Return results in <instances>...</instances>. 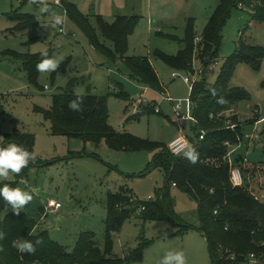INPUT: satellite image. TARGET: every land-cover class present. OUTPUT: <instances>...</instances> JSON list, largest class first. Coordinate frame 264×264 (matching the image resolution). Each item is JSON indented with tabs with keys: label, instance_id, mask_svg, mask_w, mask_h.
<instances>
[{
	"label": "rangeland",
	"instance_id": "obj_1",
	"mask_svg": "<svg viewBox=\"0 0 264 264\" xmlns=\"http://www.w3.org/2000/svg\"><path fill=\"white\" fill-rule=\"evenodd\" d=\"M68 1L77 3L79 10L94 25H97L98 14L108 22H113L117 15H140L129 37L128 55L148 56L165 92L162 94L146 88L131 75L123 59L110 60L97 50L69 14H66L65 20L66 33H59L57 25L51 23L54 17L65 16V9L58 0H43L39 4L33 0H0V140L3 141L4 134L15 127L36 137L33 156L43 163L31 167L27 176L18 183L19 189L33 195L21 211L37 220L36 229L47 230L52 239L69 250L74 248L82 232L93 231L98 246L103 248L109 191H116L125 185L140 200H150L164 187L165 171L154 167L145 173L155 152L115 150L109 147L106 140L96 144L79 138L52 135L50 121L44 119L35 107L49 108L53 95L74 79L76 94L109 96V122L118 131L168 142L174 134H178L180 124L182 134L195 137L191 120H181L179 124L173 121L175 106L169 100L178 102L191 96V86L185 81L188 72L171 68L156 56L155 51L176 55L183 47L180 39L185 36L189 18L196 21L195 36L202 37L207 19L213 15L220 0ZM14 10L35 15L39 24L23 32L12 31L15 22L6 13ZM250 12L248 7L235 6L232 9L223 30L220 63L210 72L212 83L219 75L223 60L235 52L241 39L264 47V23L252 20ZM200 42L195 40V71L202 65L199 59ZM41 48H47L50 57L63 59L61 64L66 62V69L58 72L55 79L51 78L52 72H40L38 83L44 87L42 89L30 83L22 60L9 53L10 50L38 53ZM174 72L179 73L177 77H173ZM231 82L234 86L245 88L251 95L250 99L239 102L240 110L249 113L259 104L262 120L255 130L264 133V59L259 69L246 62L239 63ZM122 89L130 94L129 100L116 95ZM156 108H160V113ZM149 109H153L154 113L147 114ZM185 109L184 104L182 111L185 112ZM234 113L237 112L229 110L226 114L230 117ZM256 113L249 114L254 118ZM73 152L95 153L98 157H70ZM257 154L264 157V149L257 150ZM46 161L48 163L44 164ZM256 164L264 175V160ZM15 176L16 173L10 171L6 180H13ZM253 185V192L264 200V184L258 186V181H255ZM171 194L176 213L185 222L197 227V203L178 187L172 186ZM48 202H60L62 206L48 212L45 209ZM178 228L179 225L170 219L144 221L136 213L124 223L120 232L114 234V254L122 257L128 248L150 240L141 264H160L168 251H183L186 264H213L205 234L193 228L179 234L176 233ZM236 264L258 263L251 256L248 263Z\"/></svg>",
	"mask_w": 264,
	"mask_h": 264
},
{
	"label": "trees",
	"instance_id": "obj_2",
	"mask_svg": "<svg viewBox=\"0 0 264 264\" xmlns=\"http://www.w3.org/2000/svg\"><path fill=\"white\" fill-rule=\"evenodd\" d=\"M240 3L250 7L252 0H220L213 15L208 19L200 40L199 59L203 66L207 67L211 62L220 60L219 49L224 26L232 9ZM61 4L97 50L110 60L123 59L131 75L142 85L165 92L150 58L128 55L129 37L134 32L140 15H117L113 22H108L98 14L97 25H94L79 10L76 3L61 0ZM6 15L15 22L12 31L23 32L39 24L33 14L14 10ZM250 16L252 20L264 23V0H258L252 6ZM195 23L194 18L187 20L185 36L180 39L183 47L176 55L156 50V56L173 69L194 72L197 48ZM9 53L22 60L30 83L40 89L44 88L38 83L40 72L36 69V65L44 57H41L39 52L21 53L10 50ZM263 59L264 47L249 44L241 39L235 52L223 60L214 83L210 81V71L206 69L195 82L191 90L192 114L196 120L193 124L195 137H188L193 145L191 150L198 153V161L195 164H192L186 155L173 154L168 144L143 139L128 131L116 130L109 122V96L76 94L73 90L74 79L66 88L53 95L49 108L36 106L35 110L50 121L52 135L79 138L84 142L96 144L106 140L109 147L115 150L155 152L153 161L145 173L154 167H161L165 171L166 181H169L167 187L164 185L159 189L155 198L147 201L137 198L132 189L125 185L116 191H109L103 248L98 246L95 232L84 231L79 235L74 248L69 250L52 239L47 230L38 231L35 218L23 211L17 214L0 197V231L5 233L4 239L0 240V264H141L145 249L151 244L150 240L142 241L137 247L128 248L122 257L115 255L113 251L114 234L120 232L124 223L136 213H139L144 221L170 219L179 225L176 232L179 234L195 227L176 213L171 194L172 186L180 188L197 203L199 225L195 228L205 234L213 264L248 263L251 256L258 264H264V200L251 190L247 177L243 185L232 183L231 164L224 159L232 146L239 144L243 139V124L246 123L242 122L237 114L229 117L226 113L240 101L251 98L245 88L232 85L234 71L242 62L259 69ZM65 69L66 62L52 72L51 78L55 79L56 74ZM77 95L84 97L82 112H73L68 107L69 102L76 99ZM116 95L125 100L130 99V94L124 89ZM146 113H154V110L149 109ZM200 135L204 137L200 138ZM3 138L0 145L16 143L33 155L36 144L34 134L15 127L13 131L4 134ZM90 155L98 157L95 153L86 152H73L70 157ZM41 163L43 162L36 158L34 161L30 159L29 164L16 174L15 179L0 181V187L7 185L18 188L19 180L27 176L29 169ZM47 163L46 161L44 164ZM234 164L246 172L245 157H235ZM254 170L256 172L258 168L254 167ZM19 237L33 242L41 239L43 243L36 245L34 253H20L12 247V241Z\"/></svg>",
	"mask_w": 264,
	"mask_h": 264
},
{
	"label": "clouds",
	"instance_id": "obj_3",
	"mask_svg": "<svg viewBox=\"0 0 264 264\" xmlns=\"http://www.w3.org/2000/svg\"><path fill=\"white\" fill-rule=\"evenodd\" d=\"M33 2L39 4L43 0H33ZM61 22L60 17H54L51 23L55 26ZM39 54L41 57H44L36 65L37 71L41 73L55 72L63 61L61 58L50 57L47 48H41ZM83 101V95H77L76 99L69 102L68 107L73 112H82ZM220 102L223 103V100ZM185 155L192 164L197 163L198 153L195 150H189ZM30 159L34 161L35 156L15 143H10L6 147H0V180L8 179L10 171L19 174L29 164ZM0 197L17 214L33 199V195L30 192L22 191L19 188H11L7 185L0 187ZM4 237L5 233L0 231V240H3ZM42 243L43 241L41 239H36L33 242L30 239L19 237L12 241V247L20 253H34L36 251V245ZM160 264H186V257L183 251H168L162 257Z\"/></svg>",
	"mask_w": 264,
	"mask_h": 264
},
{
	"label": "built area",
	"instance_id": "obj_4",
	"mask_svg": "<svg viewBox=\"0 0 264 264\" xmlns=\"http://www.w3.org/2000/svg\"><path fill=\"white\" fill-rule=\"evenodd\" d=\"M258 0H252V3L250 5V7L248 5H246L245 3H240L239 6L244 8V7H248L250 8V10L252 9V6L257 2ZM58 2L61 4L60 0H58ZM62 5V4H61ZM67 12L65 10V16L63 18H61L62 22L57 25L58 27V31L61 34H65L66 33V25H65V20H66V15ZM197 41L201 40V37H197L196 38ZM218 63H220V60H216L214 62H211L210 64L207 65V67L201 65V67L198 70H194V72L192 73H188V75L185 77V81L187 83L190 84L191 86V90L195 84V82L199 79V77L201 76V74L203 73V70H208V71H212L216 68V66L218 65ZM178 72H174L173 73V77H177L178 76ZM146 88L151 89L150 87L146 86ZM160 93H164V92H160ZM143 94V93H142ZM165 95V94H164ZM175 106V120L176 121H180V120H191L193 123L196 122L195 118L193 117L192 114V100H191V96L186 98L183 101H174L171 98L169 99ZM184 104L186 106L185 112L182 111ZM157 112H160V108H156ZM253 135L252 134H244V137H249L251 138ZM203 135H200V138H203ZM243 137V138H244ZM169 150L175 154V155H185L189 150L192 149L193 145L192 142L190 141V139L188 138V136L180 133L177 137H175L169 144H168ZM232 150H230L228 152V154L225 156V160H227L230 164H231V181L234 185H243L244 181H245V173L242 170V168L240 166H236L234 164V158L232 157ZM61 203L60 202H48L45 206L46 211H51V210H57L61 207ZM217 213V212H216ZM253 257V256H252Z\"/></svg>",
	"mask_w": 264,
	"mask_h": 264
},
{
	"label": "crops",
	"instance_id": "obj_5",
	"mask_svg": "<svg viewBox=\"0 0 264 264\" xmlns=\"http://www.w3.org/2000/svg\"><path fill=\"white\" fill-rule=\"evenodd\" d=\"M208 19H207V21H208ZM254 108H255V110L252 109V111L249 112V113H252L253 111H257L256 116L254 118L247 111L240 110L239 109V103H237L231 109V111H233V112L236 111L237 112L236 114L239 115V117H240L239 119L242 122H246L245 124H243V132H244V134H252L253 135L251 138L244 137L239 144L234 145L231 148V150L233 151L232 152V157L233 158H235V157H237L239 155H242L243 157H245L244 167H245V170H246V173H247V177H248L247 180H248V183H249L250 188H251L252 191L254 190L253 189V187H254L253 183L255 181H258V186H263V184H264V175L261 174L262 170L256 164L258 161L262 162L264 160V157L262 155H259L260 157L258 156V154L256 155L257 150L264 149V143H262V140L264 139V133H261V132L259 133L258 130H255L257 124H259L260 120H262L261 113H260L261 109L259 108V104H257V107H254ZM173 121L179 124V122L181 120L180 121H176L175 117H174ZM178 128H179L178 134H174L168 140V142H163V143L169 144L175 137H177L180 133L183 132L182 125L179 124ZM153 141L162 142L160 140H153ZM254 149H255V151H254V153H252V150H254ZM251 156H253V158ZM254 167L258 168V170L256 172L254 170ZM248 169H250V170H248ZM253 172H255V173H253Z\"/></svg>",
	"mask_w": 264,
	"mask_h": 264
},
{
	"label": "water",
	"instance_id": "obj_6",
	"mask_svg": "<svg viewBox=\"0 0 264 264\" xmlns=\"http://www.w3.org/2000/svg\"><path fill=\"white\" fill-rule=\"evenodd\" d=\"M169 179L166 181L165 186L167 187ZM193 229L199 230L198 228L193 227Z\"/></svg>",
	"mask_w": 264,
	"mask_h": 264
}]
</instances>
